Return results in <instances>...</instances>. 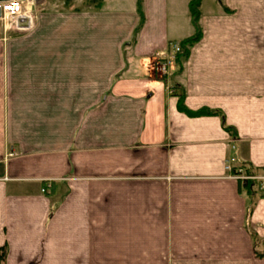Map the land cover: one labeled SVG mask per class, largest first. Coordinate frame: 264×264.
<instances>
[{
    "label": "crops",
    "instance_id": "0c3cea01",
    "mask_svg": "<svg viewBox=\"0 0 264 264\" xmlns=\"http://www.w3.org/2000/svg\"><path fill=\"white\" fill-rule=\"evenodd\" d=\"M82 1L41 48L0 49V264H264V192L242 187L264 188V50L191 47L162 77L190 0ZM234 1L264 23V0Z\"/></svg>",
    "mask_w": 264,
    "mask_h": 264
},
{
    "label": "rangeland",
    "instance_id": "374dc122",
    "mask_svg": "<svg viewBox=\"0 0 264 264\" xmlns=\"http://www.w3.org/2000/svg\"><path fill=\"white\" fill-rule=\"evenodd\" d=\"M31 1L34 2L32 7L28 1L25 3L26 6L29 4V7H31V9H28L27 6L25 12L30 18L29 27H20L17 19L9 18H7L9 24L7 23L8 25H6V17L3 16L1 21L2 24H5V27L0 29V49L7 51L10 49L24 50L27 48H41L42 42L39 40L40 37L36 39V35L38 34V36H40L39 34L42 32V27L47 26L43 25L48 22L49 19L47 18L55 16L59 12L57 11L60 9L59 6L71 7L73 11L74 3L77 2V0H29V2ZM100 1L101 0H83L82 7L91 4H99ZM220 1L223 6L225 18L218 19L217 22L210 19L206 23H202L199 19L201 37L198 41L193 43H187L185 45L181 43V50L177 53L179 59L180 57H185L188 54L187 51L190 50L191 47H201L210 52L209 57L206 58L210 64L232 65L233 52L240 46L239 44H241L242 50H249L253 47L264 50V23L239 24V21H237L238 19L234 18L236 12L234 6L235 1ZM209 2H211V0H203V8H206V4ZM50 3H52V6H50ZM261 3L264 5V1ZM47 6L50 7L47 9ZM60 10L62 11V9ZM196 31L197 29L195 28V34ZM254 173L256 174H252L254 177L250 179L255 181L257 192H264V188H260L262 181L260 178L262 177L259 176L263 172L256 170Z\"/></svg>",
    "mask_w": 264,
    "mask_h": 264
},
{
    "label": "built area",
    "instance_id": "2783aa9c",
    "mask_svg": "<svg viewBox=\"0 0 264 264\" xmlns=\"http://www.w3.org/2000/svg\"><path fill=\"white\" fill-rule=\"evenodd\" d=\"M29 0H7V1H1L0 2V9H1V13L2 16L0 18V29L4 28L5 24H2V19L3 16H5V13L8 14V16L6 18L9 19H16V17L23 13L26 12L24 11V5L23 3L27 2ZM34 4L33 1H31V7ZM170 48H171V53L165 55L162 59L157 58L155 61V69L160 73V75L162 77H167L169 75L170 72V67L172 66V64L175 61V55L181 50V43L180 42H172L170 44ZM226 168L229 171L233 170V167L231 165H227ZM247 178V177H244ZM48 186H45L42 191L45 192L47 191Z\"/></svg>",
    "mask_w": 264,
    "mask_h": 264
},
{
    "label": "trees",
    "instance_id": "16d2710c",
    "mask_svg": "<svg viewBox=\"0 0 264 264\" xmlns=\"http://www.w3.org/2000/svg\"><path fill=\"white\" fill-rule=\"evenodd\" d=\"M201 4H202V0H190L189 9H190L193 24H194L195 28L197 29V31H196V34H194L192 37L182 41L181 43L183 45H185L187 43L196 42L201 37V32H200V27H199V19H200V15H201ZM138 5H139L140 12H141V0H138ZM186 111H188L189 113H193L189 110H186ZM194 113L195 114H216V113H220V111L211 110V109H203V110H200V111H197ZM242 184H243V186H242L243 189H245L249 195L253 196L254 193H258L257 189H256L255 181H253L251 179H247V180H244ZM249 231L251 232V235L254 237V239H256L257 237H256L255 233L250 229H249Z\"/></svg>",
    "mask_w": 264,
    "mask_h": 264
},
{
    "label": "water",
    "instance_id": "95a60500",
    "mask_svg": "<svg viewBox=\"0 0 264 264\" xmlns=\"http://www.w3.org/2000/svg\"><path fill=\"white\" fill-rule=\"evenodd\" d=\"M1 1H7V0H0V2ZM1 16H2V13H1V9H0V18H1ZM18 25L20 27H29V25H30V18L27 17L25 19H19L18 20Z\"/></svg>",
    "mask_w": 264,
    "mask_h": 264
},
{
    "label": "bare ground",
    "instance_id": "6f19581e",
    "mask_svg": "<svg viewBox=\"0 0 264 264\" xmlns=\"http://www.w3.org/2000/svg\"><path fill=\"white\" fill-rule=\"evenodd\" d=\"M29 2V1H28ZM26 3V2H25ZM25 3H23V5H24V11H26L25 10V8H26V5H25ZM30 4H31V2H29ZM30 9H31V7H30ZM25 14V12H23V13H21V14H19L17 17H16V19H17V21L20 19V17H22L23 15ZM5 16L7 17L8 16V14L7 13H5ZM5 23H6V25H8L9 24V22H8V20H7V18H6V20H5ZM8 23V24H7Z\"/></svg>",
    "mask_w": 264,
    "mask_h": 264
}]
</instances>
